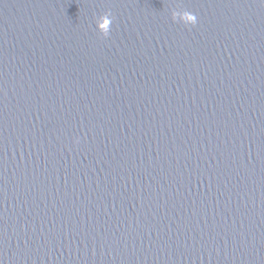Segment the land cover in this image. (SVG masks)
I'll return each instance as SVG.
<instances>
[{
  "label": "water",
  "instance_id": "95a60500",
  "mask_svg": "<svg viewBox=\"0 0 264 264\" xmlns=\"http://www.w3.org/2000/svg\"><path fill=\"white\" fill-rule=\"evenodd\" d=\"M0 264H264V0H0Z\"/></svg>",
  "mask_w": 264,
  "mask_h": 264
},
{
  "label": "clouds",
  "instance_id": "9594fccd",
  "mask_svg": "<svg viewBox=\"0 0 264 264\" xmlns=\"http://www.w3.org/2000/svg\"><path fill=\"white\" fill-rule=\"evenodd\" d=\"M189 19H192V20H194L195 18H194V17H189Z\"/></svg>",
  "mask_w": 264,
  "mask_h": 264
}]
</instances>
